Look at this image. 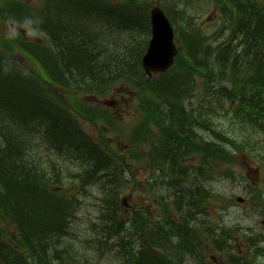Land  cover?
I'll use <instances>...</instances> for the list:
<instances>
[{
  "label": "bare ground",
  "instance_id": "bare-ground-1",
  "mask_svg": "<svg viewBox=\"0 0 264 264\" xmlns=\"http://www.w3.org/2000/svg\"><path fill=\"white\" fill-rule=\"evenodd\" d=\"M191 1V0H183ZM56 4V3H55ZM78 8H80L78 6ZM75 5L70 3L56 4L50 12L60 14L54 16L50 24L47 17L45 32L51 41V48L26 46L27 51L46 63L48 68L59 76L60 73L70 74L69 69L75 67L74 74H86L92 83L91 85L104 86L106 79L115 75H128L134 77L139 83H143V78L137 75V61L132 59L129 63L120 58L124 52L119 51L124 47V41H117L115 44L111 39H116L117 33L107 29L104 25L99 26V21L86 23L82 27V32H74V23L78 20L74 16ZM96 15H104L106 9L100 7ZM95 16V15H94ZM53 17V16H52ZM92 17V16H91ZM182 24L189 25L183 16H177ZM93 20V18L89 19ZM60 21H64L59 24ZM94 23V24H93ZM78 36V37H77ZM77 37V38H76ZM246 37L251 40L250 33ZM83 39L78 43V39ZM203 40L210 44L207 37ZM251 41L253 44H256ZM82 42V44H81ZM236 52H241L243 47L239 43L233 44ZM130 57V56H129ZM125 58L126 55H125ZM70 65V66H69ZM9 83H11L9 81ZM25 85L33 87L36 92V106L27 109L25 99L15 100L10 105L4 102V97L0 96V199L18 202L21 206V219L27 229L31 232L43 233L47 231H57L61 236L69 239L57 241L59 246L68 250L84 249L97 255L99 259L107 260L115 264H124V257L129 254V245L120 240L125 238V233L115 230L110 222L103 223L96 227L98 223H88L91 216L90 207L91 195H95L94 213L107 217L111 213H117V181L116 173L112 165L106 160H100L96 170L95 157L96 149L91 142L86 140L72 124L67 131L62 128L70 119L57 107L48 104L43 93L39 90V83L34 79H27ZM12 94H16V89L8 85ZM159 95L165 99V109L173 112V116L181 127L178 133L168 134L160 143L161 154L166 158L170 172L167 174L171 184L180 185L174 191L178 195L175 202H168L164 205L160 219L156 221L145 218L148 225L155 227L152 235L157 237L155 241L163 246L173 258L180 261V264H188L194 260L193 250H201L207 243L209 237L224 238L226 247L230 249L228 243L229 232L224 229L216 231L214 219L206 209L207 197L198 189L185 184L187 171L176 167V157L179 148L176 143H172L174 137L178 140H190L201 137L205 146L212 140L208 134H213L203 123L188 125L184 121L181 109V98L179 90H175V84L166 81L159 87ZM105 97L103 94H99ZM240 112L251 114V122L259 124L264 122V94L253 90L248 82L244 84L241 93ZM30 108V107H28ZM45 108L48 113L43 110ZM71 122V121H70ZM72 123V122H71ZM228 140L221 142L222 148H230L237 141V132L233 127L228 126ZM57 133H64L63 136ZM35 154L34 165H25L21 160L7 158L6 153L15 154L28 149ZM47 155H56L57 161L62 166L73 168L74 171L84 175V192L77 197L66 201L69 205L68 212L66 204L53 197L47 196L39 189H36L38 177L48 172V167L43 164L42 152L47 148ZM136 153H141L143 148L133 144ZM76 172L63 171L64 183L72 188L77 177ZM199 177V174H196ZM98 177L101 180L98 181ZM215 182V181H212ZM90 199V200H89ZM175 206L181 215V222L172 223L168 218V211ZM69 213V215H68ZM83 217H88L85 222L84 232L78 231L75 227L77 219L82 222ZM103 219L102 222H106ZM233 221V220H232ZM84 223V222H82ZM230 230L248 229L239 220L234 218L232 224L228 225ZM82 228V227H81ZM83 229V228H82ZM159 231V232H156ZM186 232L192 234L184 235ZM39 233V234H40ZM202 233L206 237L202 236ZM71 237L75 240L76 247L70 243ZM177 237L180 243L175 245L173 239ZM189 249V251H188ZM258 252L264 255V241L257 246ZM234 261L238 255L236 250L229 253ZM165 264H177L168 262Z\"/></svg>",
  "mask_w": 264,
  "mask_h": 264
},
{
  "label": "trees",
  "instance_id": "trees-1",
  "mask_svg": "<svg viewBox=\"0 0 264 264\" xmlns=\"http://www.w3.org/2000/svg\"><path fill=\"white\" fill-rule=\"evenodd\" d=\"M150 1L151 0H122L118 2L110 0H48V13L45 18L44 28L46 27V19L48 16L50 24H52L51 21L54 20V16L56 15L59 16L58 19H61L60 14L50 12V9L56 4L70 3L75 5L74 16H76L78 20L74 23V32L81 33L84 24H92V21L96 22V20L99 21V26L104 25L107 29L116 32L118 38L111 39V41L114 44L118 40L124 41V47L119 49V51L124 52L127 58H125L124 54H121L120 58L129 63V65L132 59H136L137 75L143 78V83H139L132 76L117 74L104 80V86L97 87L91 85L92 83L85 73L81 75L74 74L73 69L75 67L70 65V74L66 75L60 73L58 76L52 72V78L55 79L56 76L60 77L68 90H71L70 85L72 84L79 90L82 89L86 92H106V90L116 85L119 81L125 82L129 86L137 89L141 98L144 97L150 100L151 103L146 105L147 109L145 111L146 117L150 119L152 115L157 113V111L154 110V105H157V102L151 100H165L159 95V87L166 81L175 84V90H179L181 98H185L191 94L194 88L196 74L203 75L208 79L220 81H226L230 77L231 87L222 88L224 92L221 98L235 106V110L229 113L230 116L236 118L240 126L245 124L251 125L254 128V133L251 136H242L241 140L237 137V141L234 142L230 148L224 149L222 148L221 142L228 140V134L230 133L210 126V122L207 120L206 126L213 131L215 139H211L212 141L208 143V146H205V149L206 152L209 153L210 158L213 159L221 155L230 159L233 156L234 150L237 148L255 155L256 152H258V148L254 140V134L259 132L264 133V122L259 124L253 123L251 122V114L247 110L246 113L240 112V108L242 107L240 105V97L246 82L249 83L253 90H257L264 94V0H231L236 3L237 22L233 21L230 31L232 34L230 42L222 47L217 54V61L222 72L218 71L215 73L211 70L206 59L202 55L209 52L210 46H204L203 40L197 39L191 41L185 33H182V51L175 66L166 74L154 79H147L140 66V62L147 47L150 35L148 14ZM53 2H56V4ZM78 6L80 8H78ZM100 7L106 9V13L102 16L96 15ZM90 18H93V20H89ZM63 22L64 21H60L59 24ZM248 33L252 36L251 40L246 37ZM241 36H243V41L240 39ZM254 39L256 40L254 41L256 44L251 42ZM82 40L83 39L79 38L77 41L80 43ZM233 42L234 44H241L243 50L239 53L236 52ZM49 48L50 46L48 49ZM227 71H229V75H227ZM27 79L36 80L39 83V90L43 93L46 102L59 108L70 119L72 123L70 121L67 122L62 129L67 131L73 124L78 132L90 142L74 116L53 101L48 83H42V81L34 75L28 77L21 72L10 73L4 70V64L0 61V96L4 97V102L10 105L9 103L15 100L19 101L25 99L24 102L30 107L26 108H34L37 101L36 92L33 87L25 85ZM9 81L11 83H9ZM8 85L16 89L17 93L15 95L12 94ZM182 107L181 104V108ZM0 108H2V106H0ZM43 110L45 113H48L45 108H43ZM182 112L185 113L184 110H182ZM63 134L64 133H57L59 136H63ZM92 145L96 149V155H98V158L95 157V165H97L95 171L97 172L100 160L103 159L111 163L114 158L107 154L99 145ZM5 156H7L8 159L14 158L21 160L25 165L29 166L34 165V160L36 158V156H32L30 146H28V149L21 152L17 150L15 154L6 153ZM0 160H3V156L0 157ZM59 172L60 171H56L53 174L55 180L62 181ZM76 173L79 179L84 180V175L78 172ZM97 179L98 181L101 180V178ZM117 185V213L114 215L111 213V215L107 217V212H105L104 216L102 215L101 218L98 217V223L95 226L98 227L103 223L110 222L115 230L125 233V238L123 236L120 240L129 245V254L124 257V264H165L170 261L180 264L179 260L176 262V258H173L161 244L155 241L157 237L152 235V232L146 230L148 232L146 235L142 232L141 229L143 228L139 224L137 215H132L130 223H123L120 211V194L123 192L124 188H126V185L121 182H117ZM36 189H39L47 196L64 202L67 212L69 205L66 201L76 197L64 190H54L52 183L49 184L48 182L47 173L38 177ZM0 214L8 220V223L13 228V232L11 233L9 231H4L0 227V264H88L89 258L87 250L77 248L68 250L57 244V241L61 239L67 241L69 239L67 236H61L59 232L55 230L47 231L48 229H45L43 233L29 231L21 219V206L18 202L10 200L1 201L0 199ZM103 219L107 221L102 222ZM214 225H216V231L224 229L226 232H229V229L224 226H219L218 224ZM156 232L159 231L156 230ZM188 234H192V232L184 233V235ZM258 237L261 236L246 232L242 237V241L253 240L251 245L257 250V246L261 242ZM212 238L213 240L211 243L215 244L217 248L224 249L226 254L231 252V250L226 247L224 238L215 239L214 236ZM70 243L73 244V247H76L74 238L71 237ZM193 253L194 256H197L194 250ZM83 260L85 263H83ZM228 261L229 264H258L257 262L252 263L249 257L239 253L234 261H232L230 255H228Z\"/></svg>",
  "mask_w": 264,
  "mask_h": 264
},
{
  "label": "rangeland",
  "instance_id": "rangeland-1",
  "mask_svg": "<svg viewBox=\"0 0 264 264\" xmlns=\"http://www.w3.org/2000/svg\"><path fill=\"white\" fill-rule=\"evenodd\" d=\"M25 2H28L30 4H32L34 7H38V4L40 2V0H23ZM208 3V7L206 8V10L200 15V21L201 24L203 25V29L205 32H212L216 25L218 24V18H219V14L220 11H215L213 9V4H209V2H204V4ZM203 7V6H202ZM8 26H12L11 23L7 24ZM40 35V36H39ZM33 37H39L41 40H45V36L44 34H38L35 33L34 35H32ZM32 36H27V38L32 37ZM29 65V64H28ZM32 67H34V65H31ZM205 96V91H203V89H201L200 93L197 94V96L194 98V100L196 102L198 101H202V98ZM120 100H118V102H120L118 104V106H116V112L117 114H121L123 117V124L125 126H128L132 123H134L136 121V112L134 110V106H131V101H129L127 98L121 99V97L119 98ZM204 102V100H203ZM137 101L134 103L136 104ZM221 124H225L227 121L225 119H222ZM85 128L88 132L93 133L94 132V128L88 124L85 125ZM237 171L238 173H243L245 174L250 182L252 184H255L257 181H260L262 178V170L261 167L259 166L258 162L253 161V160H244V159H238V165H237ZM212 187L219 191L220 193L224 194L226 197H230L233 196L235 193L240 192V190L242 189V186L239 183H234L232 178H227L225 176H221L218 178V180H216L215 182H213ZM90 207L88 208L90 214H91V218H95L96 214L94 213V209H95V195H92V197H90ZM241 206H239V204L237 203H233V206L229 208V213L233 219L236 218V216L239 214V212H241ZM88 217H83L82 218V222H79V220L77 219L76 223H75V227L77 228L78 231L84 232L86 226H85V222H87ZM90 223V222H88ZM248 225L253 227L254 226V220L252 218H248ZM83 229H82V228ZM259 231L264 232V228L262 227H258ZM86 232V231H85ZM92 256H96V254H91ZM112 259H107L104 261H101L99 264H111ZM188 264H194V261H190L188 262Z\"/></svg>",
  "mask_w": 264,
  "mask_h": 264
},
{
  "label": "water",
  "instance_id": "water-1",
  "mask_svg": "<svg viewBox=\"0 0 264 264\" xmlns=\"http://www.w3.org/2000/svg\"><path fill=\"white\" fill-rule=\"evenodd\" d=\"M159 14L161 13H156V15L160 18ZM157 16L154 18L155 22L158 21ZM172 55L173 48L170 42L169 34L161 27H157L155 31V38L152 41L150 53L144 60L146 67H165L169 64Z\"/></svg>",
  "mask_w": 264,
  "mask_h": 264
}]
</instances>
